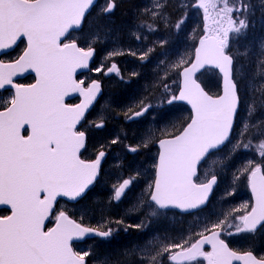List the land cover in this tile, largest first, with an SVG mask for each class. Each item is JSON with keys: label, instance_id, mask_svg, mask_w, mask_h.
I'll list each match as a JSON object with an SVG mask.
<instances>
[{"label": "snow or ice", "instance_id": "obj_1", "mask_svg": "<svg viewBox=\"0 0 264 264\" xmlns=\"http://www.w3.org/2000/svg\"><path fill=\"white\" fill-rule=\"evenodd\" d=\"M94 2L0 0V55H7L4 50L12 49L18 41L26 42L14 61L0 60V90L14 89L0 100V206L10 212L0 215V264H88L86 257L93 253L74 250V240H106L116 230L111 223L123 225L125 232L147 228L144 221L124 225L123 220L85 226L72 218L69 209L59 207L58 198L78 202L84 197L106 156L101 146L94 159L81 158L87 134L78 127L101 92L99 81L85 85L84 80L75 78L78 69L89 68L95 44L101 42L100 26L89 33L86 47L73 35L84 31ZM115 7V0H106L98 15L107 17ZM163 7L162 0H154L152 9H145L140 27L155 32L157 18L170 23L161 11ZM187 7L202 10L204 34L194 56L166 64L167 69L178 72L180 82L178 95L166 100L168 104L186 102L192 115L177 133L166 131V138L158 141L153 179L131 211L143 209L148 218L157 220L166 218L170 209L198 216L220 174L241 149L254 150L260 157L259 161L246 160L233 173V182L247 180L255 203L239 217L233 215L239 208L222 212L210 227L205 223L202 230H193L178 240L166 233L153 234L142 245L125 251L123 259L98 255L97 264H164V260L168 264H264V255L235 251L221 238L222 233L255 236L258 230L264 231V115L257 117L258 112L264 114V38L240 47L242 40H248L249 29L256 27L257 12L264 28V0H190ZM185 18L171 27L181 31ZM158 43L163 49L167 41ZM154 51L155 47L148 48L138 58L146 61ZM123 54L110 51L106 59ZM160 55L159 64H165L168 52ZM29 71L35 73V83L15 82L14 77ZM113 72L119 75L115 63L106 74ZM206 73L218 78V92L202 86L200 76ZM162 79L167 80V71ZM163 87L169 91L168 84ZM73 93L82 97L79 104L65 102ZM150 107L141 100L138 110L129 109L131 115L126 112L125 117L143 116ZM91 126L101 129L104 121H93ZM119 143V136L111 140L112 145ZM142 147H148L147 140L125 145L131 153ZM201 168L206 169L203 179L199 177ZM139 175L137 171L118 181L111 199L119 202ZM242 207L248 209L246 204ZM46 222H54V226L46 227ZM205 245L211 250L205 251ZM132 256L136 259L130 260Z\"/></svg>", "mask_w": 264, "mask_h": 264}, {"label": "trees", "instance_id": "obj_2", "mask_svg": "<svg viewBox=\"0 0 264 264\" xmlns=\"http://www.w3.org/2000/svg\"><path fill=\"white\" fill-rule=\"evenodd\" d=\"M123 0H115L116 3V10L111 15L109 19L102 17L100 18V23L106 28L109 33L105 31L106 38L104 37L105 44L104 46L111 45V43L115 42L113 39H123L122 45H118L119 47L112 51H123V55H117L113 57L111 60H107V63L113 62L116 63L119 67V75L115 76L111 79H104L102 77V72L100 73L101 80L103 81V101L106 98H110V102L106 107V113H103L104 118V126L105 129L103 133L108 135L112 132L115 136H119L121 141L130 142L129 137H125L124 132L126 129L124 127L128 126L125 123L126 117L125 113L129 112L131 109L133 112L138 110L139 102L143 100L145 103L151 104V106L156 107V126H163L165 124H171L172 118L176 117L178 114H181L180 118H183L184 122L183 125H186L189 121V111L184 109V112H177L178 108L170 107L171 104L167 103L166 97H170L172 94H176L178 90V72L172 71L166 68L167 63H171L175 59V55L180 57H187L193 56V51L197 40L203 35V16L202 14H191L190 12L185 13L186 10L180 9L176 12L172 10L170 6H165L161 9L162 13L164 14L165 18H175V22L179 20L181 17H185L184 25H182V29L179 32H175V29L172 27L167 28L170 32H172L176 39L174 43H167L165 44L164 48H168L166 51L168 52V56L165 59V64H159V60L162 57H159V49L158 45L152 44L149 32L146 29H143L139 25H132L130 22L125 24L117 23L119 14L121 11L120 2ZM135 1V0H134ZM149 1L146 0V7L149 8ZM168 1V0H167ZM163 3V2H162ZM188 10H191L190 8ZM184 11V12H183ZM95 11L88 16V20L86 25L84 26V31L82 33L74 35V38L81 41L82 36L85 34L88 26L91 22V26L95 21L94 18ZM134 16V15H133ZM133 20V18H132ZM163 19H160L159 22L156 23L157 29H162V27H167ZM174 22V23H175ZM159 23V24H158ZM92 29H90L91 31ZM161 34V33H160ZM137 36H140L141 39H137ZM190 38V41L188 39ZM146 40V41H144ZM118 42V41H117ZM155 47V51L151 53L146 61H141L138 56L144 50L148 48ZM97 50V60L101 53V48L95 45ZM129 52H136L137 55H130ZM160 52H164L163 49ZM158 53V59L156 61L150 60L152 56ZM97 60L94 65L97 64ZM106 63V64H107ZM167 71V78L169 79V91L165 92L163 85L166 83L165 80H161V77L165 75ZM136 73V75H133ZM168 84V83H166ZM165 102L163 106H159L157 102ZM158 105V106H157ZM174 109V110H173ZM104 112V111H103ZM131 113L129 112V115ZM177 118V122L180 123L182 119ZM141 121L134 124L133 126L136 127L137 132L141 133L142 127ZM108 125H119L121 127L118 128H108ZM155 127V125L153 124ZM106 130V131H105ZM134 132V129H131ZM109 140H112V137L108 136ZM149 140V138L147 139ZM142 141L136 143L141 144ZM146 150L152 151L153 147L149 146L147 148H141L140 152H146ZM152 162L155 159V154L153 153L151 158ZM112 212L117 211H110L109 213L105 211V222L112 221L113 219L108 220V215ZM140 217V215H138ZM114 229H116V233H118L117 237H112L110 240H98L97 243H92L91 245L95 246V251H93L92 255L88 257L89 264L94 263L97 264V256H111L113 258L120 257L123 259V253L138 244H143L147 237H145V230H137L133 232L132 229H128L127 233L124 232L123 225L113 224ZM159 232V231H158ZM90 246V245H89ZM88 247V250L90 249ZM130 260H135L136 257L132 256L129 257Z\"/></svg>", "mask_w": 264, "mask_h": 264}, {"label": "rangeland", "instance_id": "obj_3", "mask_svg": "<svg viewBox=\"0 0 264 264\" xmlns=\"http://www.w3.org/2000/svg\"><path fill=\"white\" fill-rule=\"evenodd\" d=\"M106 3V0L102 1V5H100V7L96 10L94 18L96 19V16L99 13V10L104 6V4ZM154 3V2H153ZM153 3H150V5H152ZM190 3V0H183L181 7L183 6H187ZM191 9V14H193L195 12V14H202V10H198L195 8H191V7H187ZM204 23V22H203ZM91 24V22H90ZM89 24L88 29L86 30L85 34L82 36L81 41L83 42L84 47L87 46L86 40L89 36L90 32H94L96 31L97 26H100L103 30L101 31V42L97 43V46L101 48V53L100 56L98 58L97 61V65H96V69L97 68H103L102 71L97 72L96 69L93 71L94 74L98 75L99 73L107 70V68L109 67V65H111V63H107V59H106V54L108 52L103 51V47L105 44V40L104 37L106 38V34L105 31L107 32V34L109 33V31L106 30V28L102 25V23H97V21L95 20L94 23L92 24V26ZM90 29H92L90 31ZM251 29V28H250ZM249 31H255V29H257V24L256 27L254 29H251ZM258 29L260 30V33L255 37H253L251 40L256 41L259 40L261 38H264V28L261 27V25L258 27ZM175 32H177L175 30ZM150 35V39L152 44L158 45L159 46V41L161 40H166V38L160 34V29H157L155 32H149ZM146 41V40H144ZM188 41H190V38L188 39ZM241 45V43H240ZM234 49L236 47V45L233 46ZM162 48H160L157 51H159V54L161 53L160 50ZM175 59L178 60L179 57L175 55ZM176 60H173L172 62H175ZM107 63V64H106ZM91 76H93V74L89 75V78H83L84 82H88V80L91 78ZM171 77L167 78L166 83H168L169 85V79ZM161 80L163 81L162 77ZM200 80L202 81L203 84L206 85V87L209 90H213L216 89L219 85V81L218 78L210 73H206L205 75L200 77ZM110 102V98H106L103 102L101 100V102L99 103V106L97 107V109L94 112L93 118L94 121H99L100 119H103V113H106V107L108 105V103ZM165 102H157V104L161 107L164 105ZM157 105V106H158ZM156 107L153 106L152 110L148 113V115L146 116V118L141 120V125H139L140 127H142V131L141 133L137 132L136 127H133L131 129H135L136 131V135L140 138V140L143 142L144 140H147L149 138L148 143L154 138L153 136L158 133L159 137H164V133L166 131H170L167 130L169 128L174 129V126L177 124V118L181 117V114H178L176 117L172 118V123L171 124H165L163 126H156L155 121H156ZM104 111V112H103ZM244 113H241V118L243 117ZM261 115H264L260 112L257 113V117H260ZM153 124L155 125V127L153 126ZM91 125V124H90ZM116 126V125H115ZM113 127L112 125H108L107 129ZM126 131L128 130L127 128H125ZM113 130V128H112ZM106 131V130H105ZM124 131V132H126ZM114 136V134H112V132L108 135L104 134H100L97 137L94 136L91 139V147L92 149L94 148V145L98 146L97 144H100V146H105L107 145V152L108 154V159H106V173H108V176L105 177L104 179V186L102 185L100 187V190L104 191H108V188L113 187L118 181L124 179V178H128V176L135 174L137 171H139L140 175L137 177L136 182L134 183V185L131 187V192L130 195L126 196L125 198H123L122 200H120L115 207L116 211H120L122 212L121 214L128 219H134L133 225L140 223L141 221H144L147 224V228L148 225L151 224L153 226L157 225V229L154 231V234H160V235H164L165 233L171 237H176L175 239H179L181 236L183 237H187L189 232H191V228L193 226H196V231L202 230L204 227V224L207 223L208 226H211V223L215 222L217 217L221 216L222 212H227L230 209H241L239 212H235L233 213V215L235 217H239L241 215H244L246 213L247 210H250L251 205L249 203V192H248V182L246 179L241 178L240 181L237 182H233V173L236 172L237 168H239L240 166H242V164L249 159L252 160H256L259 161L260 157L256 154V152L254 150H244L241 149L239 152H237L232 160L229 163L228 168L220 174L219 178H220V185H219V189L217 192V197L215 200V203L212 207V209L210 211H207L206 213H204L203 215H201L199 218L200 219H195L193 221H190L186 224L185 228H181L182 231L179 232V236H177L176 234H172V227L174 225H176V223H174L173 221L175 220V218L173 219L172 217H166V218H160L159 220L155 219V218H148L147 217V212L143 209H137L136 211H131V209L133 208V206L135 205L138 197L141 195V193L144 191V189L147 186V178L149 176V169H150V164L149 163V156L146 154V152H143L142 154L140 153L139 155L135 156V157H130L128 156L124 151V143H119L116 145H112L111 144V140H109L108 136L111 137ZM95 142V143H94ZM101 149V148H100ZM88 155H90V152L88 153ZM96 154H94L95 157ZM222 155V154H221ZM109 171V172H108ZM206 169H204L201 173L200 179L204 178V173H205ZM111 178V179H109ZM227 192H231V195H227ZM248 205V209H244L242 206L243 205ZM109 207H106L105 210H107ZM104 210V212H105ZM100 211H102V209H97L94 211H90L89 215L92 216L95 213H100ZM75 212V211H74ZM76 214L80 215V212L76 211ZM109 213V212H108ZM105 214V213H104ZM117 212L116 213H110L108 215V220L115 218ZM138 215H140V217H138ZM136 216V218H134ZM234 224H238L240 223L239 220H232L231 221ZM135 228H132V231ZM145 230V229H144ZM159 231V232H158ZM231 231H234V229H232ZM115 234V237L118 236V233H115V231L113 232ZM227 239H229V241L232 243L231 245L233 246V248L236 249H241L239 251H247V250H251L254 252H258V256L260 255H264V231H260L259 233L255 234V236H249L246 234H238V235H225ZM97 243V242H95ZM89 250L91 252L95 251V246L94 245H90L89 246ZM263 248V250H262ZM262 250V251H261ZM261 251V252H260ZM94 264V263H91ZM203 264H206V262H203Z\"/></svg>", "mask_w": 264, "mask_h": 264}, {"label": "flooded vegetation", "instance_id": "obj_4", "mask_svg": "<svg viewBox=\"0 0 264 264\" xmlns=\"http://www.w3.org/2000/svg\"><path fill=\"white\" fill-rule=\"evenodd\" d=\"M24 46H25L24 42H20L18 44V46L13 51L9 52L7 55H3L1 57L2 60L5 61V62L14 61L19 55H21V53H22V51L24 49ZM17 83H21V84H25V85L32 84V83H34V79L33 78H26L25 80L17 81ZM11 92H13V91L12 90L1 91L0 92V100H2L3 98L8 97L11 94ZM93 115H94L93 113L88 115L86 120H85V122H84V124L81 127L82 130L86 131L88 142L92 139V137H94V136L97 137L98 135L103 133V130L93 128L90 125L91 122L94 121ZM118 127H121V126L116 125V126H113L111 128H115L116 129ZM124 128L128 129L127 131L125 130L126 131L125 137H129L130 138L131 137V133L130 132H133V131L131 130V128L129 126H126ZM170 129H169L170 130L169 132H172L173 134L177 133L178 130H179V128L177 126H174V129H172V128H170ZM133 134H136L135 129H134V133ZM111 137L113 139L116 136L114 134V136L111 135ZM164 138H166V137L164 136ZM121 143H124V146L132 144L131 143V139H130L129 143L127 141H121ZM154 144L155 143H153V145ZM97 145H98L97 148L93 149L92 153L89 156L84 157L85 160H92V159L95 158L94 154L98 153V151H100V148H101L100 144H97ZM125 150H126V148H125ZM201 169H202L201 170V173H202L204 168H201ZM106 176H108V173H106V166L104 164L99 179L96 181L95 185L91 188V190H89L87 192V194L81 200H79L75 204H68V203L59 202V205L64 207V208L69 209V212H70V215L72 216V218L77 220L78 222H81L85 226L96 227L98 225V223H100L101 221L104 220V217L106 215V214H104L105 213L104 212L105 208L109 207L107 210H105L107 212H110L111 210L112 211H114V210L116 211L114 206H116L117 203H118L117 201L111 199L112 192H113V187H111V190H110V188H108V191H104V189L99 191L100 187L102 185L104 186V184H105L104 183L105 182L104 179H105ZM109 179H111V178H109ZM151 180L152 179H150L147 182V184ZM130 192H131V188L126 191V194L122 197V199L125 198L126 196L130 195ZM216 197L217 196H216V192H215L212 195L208 206L204 210L200 211L198 216L183 215V214H180L177 211L168 210V216L167 217H172L173 219L175 218V220L173 222L176 223V225H174L172 227L171 233L172 234H176L177 236H179V232L182 231L181 228L182 227L185 228V226H186V224L188 222L193 221L195 219H200L199 217L201 215H203L204 213H206L207 211H210L212 209V207H213V205L215 203ZM249 198H250L249 199V203L252 206V199H251L250 195H249ZM97 209H100V210L102 209V211H100V213H95L92 216L89 215L90 211H94V210H97ZM213 209H214V207H213ZM74 211L75 212L76 211L80 212V215L76 214ZM114 213H116V212H114ZM121 213L122 212L117 211V214H116L115 218H113V222L116 221V220H123L124 221V225L133 224L134 219L125 218ZM7 214H10L9 210L7 209V207L6 206H0V215H7ZM134 218H136V216ZM113 224H115V223H113ZM52 226H54V222H52V223L47 222L46 227H52ZM129 229H132V228H129ZM193 230L196 231V226H195V228H193V227L191 228V231H193ZM134 231L135 230H133V232ZM153 234H154V228H153V225L151 224V221H150V224L148 225V228H147V230L145 232V237L149 238ZM174 238H176V237H174ZM262 250H263V248H262ZM164 264H168V261L164 260Z\"/></svg>", "mask_w": 264, "mask_h": 264}, {"label": "bare ground", "instance_id": "obj_5", "mask_svg": "<svg viewBox=\"0 0 264 264\" xmlns=\"http://www.w3.org/2000/svg\"><path fill=\"white\" fill-rule=\"evenodd\" d=\"M153 2H154V0H150L149 1V5H150V3H153ZM162 2H163V4L165 6H167V5L170 6L174 12L178 11L179 8H180V9L186 10L185 13H188V12L191 13V10H188L189 8H187V6L181 7L183 0H168V1L167 0H162ZM152 6H153V4L150 5L149 8L152 7ZM120 7H122V8H121V11H120V14H119V18H118L117 23H119V24H125V23H128V22L131 21L130 24H132V25L134 24L135 26L140 24V22L142 20V15L144 14L145 9H148L146 7V0H135V1L134 0H123V1L120 2ZM115 10H116V7H115L113 13L115 12ZM148 10L150 11L151 9H148ZM113 13L108 14V16L105 17V18L109 19ZM100 18H102V16H99V15L96 16V19L95 20L97 21V23H100V21H99ZM132 18H133V20H132ZM259 18H260V12H257L256 13V16H255V19L257 21V29H255V31H252V32L249 31L248 40L247 41H243L242 40L240 47H244L249 42H254L251 39L254 36L256 37L260 33V30L261 29H258V27L260 26ZM166 20L169 21L170 23L166 24L165 19H163L162 22H164V24L167 27H164V28L162 27V29H160V33L166 38V40L169 43H174L176 37L167 28L171 27V24H174V22H175L176 19L175 18H170V19H167L166 18ZM159 21H160V18H157L156 23L159 22ZM113 40H115V42L111 43V45H107V47L104 46L103 47V51H104V48H105V51L106 52H110L112 50L117 49L119 47L118 46L119 44L122 45L123 39H120V38L119 39H116L115 38ZM167 49L168 48H163V51H166ZM158 55H159L158 53H155L152 56V58H150V60L156 61L159 57H161V55L159 57H158ZM130 133H131L130 139H131V143L133 145H135L136 143L140 142V138L136 134H133L134 132H130Z\"/></svg>", "mask_w": 264, "mask_h": 264}, {"label": "water", "instance_id": "obj_6", "mask_svg": "<svg viewBox=\"0 0 264 264\" xmlns=\"http://www.w3.org/2000/svg\"><path fill=\"white\" fill-rule=\"evenodd\" d=\"M99 0H95V2H94V6L97 4V2H98ZM92 10V9H91ZM90 10V11H91ZM113 13V12H112ZM111 14V13H110ZM19 42V41H18ZM17 42V43H18ZM198 43H199V41H198ZM198 43H197V45L196 46H198ZM16 46V45H15ZM15 46H13V48L15 47ZM12 48V49H13ZM12 49H8V50H4V51H6V52H8V51H10V50H12ZM1 56V55H0ZM94 57H95V53H94V56H93V58L91 59V61L89 62V68H90V65H91V62L93 61V59H94ZM89 68L88 69H78L77 70V72H76V74H75V78L77 79V77L78 76H80L81 74H83V73H85V72H88L89 71ZM107 72V71H106ZM106 72L104 73V75H105V77L106 78H109V77H111V76H113V75H116V73H110V74H106ZM199 75V74H198ZM28 76H33L34 78H35V73H33V72H31V71H29V72H25L24 74H22V75H18V76H16V77H14V80H19V79H23V78H25V77H28ZM100 85H101V92L99 93V95L97 96V99L93 102V104H92V106H90V108L87 110V112H86V114L89 112V110L94 106V104L97 102V100L100 98V96L102 95V84L100 83ZM1 91V90H0ZM178 95V94H177ZM80 98V102H81V100H82V97H80L79 96V94L78 93H73V94H71V95H69L68 97H66L65 98V101L66 100H71V99H73V98ZM79 102V103H80ZM176 103H178V104H182V105H185V106H187L188 108H189V110H190V112H191V115H192V110H191V106L190 105H188L186 102H184V101H175ZM78 103V104H79ZM149 110V109H148ZM148 112V111H147ZM147 112H145L144 113V115L147 113ZM143 115V116H144ZM143 116H140V117H136L135 119H132V120H128V122H133V121H136V120H138V119H140L141 117H143ZM79 126V125H78ZM156 146L158 147V149H159V144L157 143L156 144ZM106 157V156H105ZM105 157H104V159L102 160V163H103V161L105 160ZM101 163V164H102ZM218 185V184H217ZM216 188V186L214 187V189ZM250 188V187H249ZM214 189H213V191H214ZM250 192H251V189H250ZM251 195H252V192H251ZM212 196V194L210 195V197ZM210 197H209V199H210ZM252 198H253V202L255 203V200H254V197H253V195H252ZM58 199H65V200H67V198H58ZM71 202H74V201H71ZM173 210H177V211H179L178 209H173ZM180 212V211H179ZM93 238H100V237H86L85 239H83V240H74L73 242H72V244L73 243H76V242H82V241H84V240H86V239H93ZM205 248H210V246L209 245H205L204 246V249ZM211 249V248H210ZM234 264H241V262H239V261H235L234 262Z\"/></svg>", "mask_w": 264, "mask_h": 264}]
</instances>
